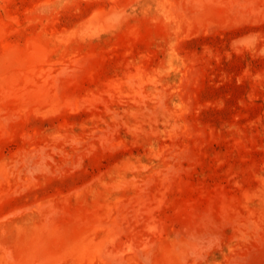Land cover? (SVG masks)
Wrapping results in <instances>:
<instances>
[{
	"label": "rangeland",
	"instance_id": "1",
	"mask_svg": "<svg viewBox=\"0 0 264 264\" xmlns=\"http://www.w3.org/2000/svg\"><path fill=\"white\" fill-rule=\"evenodd\" d=\"M0 264H264V0H0Z\"/></svg>",
	"mask_w": 264,
	"mask_h": 264
}]
</instances>
